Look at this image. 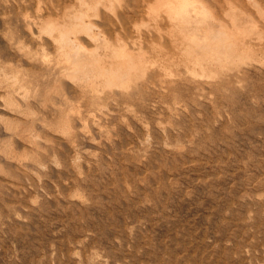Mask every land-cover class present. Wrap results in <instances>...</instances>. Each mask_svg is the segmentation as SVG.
<instances>
[{"label":"rangeland","instance_id":"rangeland-1","mask_svg":"<svg viewBox=\"0 0 264 264\" xmlns=\"http://www.w3.org/2000/svg\"><path fill=\"white\" fill-rule=\"evenodd\" d=\"M18 12L0 7V52L12 66ZM251 71L244 88L219 91L212 105L171 122L162 115L158 128L150 109L149 130L102 119L113 147L79 138L78 151L48 133L19 139L0 110V264H264V70ZM105 130L91 136L103 140Z\"/></svg>","mask_w":264,"mask_h":264},{"label":"bare ground","instance_id":"bare-ground-1","mask_svg":"<svg viewBox=\"0 0 264 264\" xmlns=\"http://www.w3.org/2000/svg\"><path fill=\"white\" fill-rule=\"evenodd\" d=\"M10 3L19 10L17 42L9 43L19 63H5L0 52V110L16 138L48 133L76 149L79 138L113 147L110 127L149 130L144 109L158 114L156 122L166 114L168 121L190 106L211 104L219 91L242 87L249 71L264 70V0H0V7ZM12 117L25 121L15 124ZM102 119L114 121L110 129H102ZM103 130V140L91 136Z\"/></svg>","mask_w":264,"mask_h":264}]
</instances>
